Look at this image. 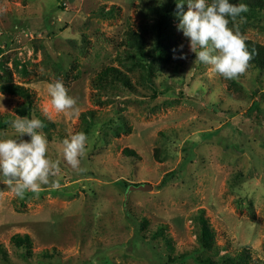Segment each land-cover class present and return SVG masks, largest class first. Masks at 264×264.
<instances>
[{
  "label": "rangeland",
  "instance_id": "374dc122",
  "mask_svg": "<svg viewBox=\"0 0 264 264\" xmlns=\"http://www.w3.org/2000/svg\"><path fill=\"white\" fill-rule=\"evenodd\" d=\"M141 6V0H0V85L32 93L31 118L45 125L48 157L61 161L51 178L60 187L50 182L24 199L0 176V246L9 263L43 264L46 253L54 264H159L150 236L164 227L171 251L161 240L153 244L163 261L166 253L191 251L193 216L203 210L219 255L248 251L250 264H264V112L249 111L255 101L264 107V70L249 67L229 80L195 61L177 14L168 24L169 58L160 62L157 52L152 58L156 19ZM237 24L247 40L264 46V17ZM129 32L143 38L146 56L129 46ZM181 52L186 59L173 58ZM109 67L132 88L98 84ZM55 80L77 99L78 115L52 107L47 86ZM23 103L0 91V119L14 120ZM81 131L88 137L83 171L66 163L62 145ZM15 135L11 124L0 129V140ZM123 182L152 190L125 200ZM140 223L144 243L133 245ZM15 234L31 239L28 261L10 243Z\"/></svg>",
  "mask_w": 264,
  "mask_h": 264
},
{
  "label": "clouds",
  "instance_id": "9594fccd",
  "mask_svg": "<svg viewBox=\"0 0 264 264\" xmlns=\"http://www.w3.org/2000/svg\"><path fill=\"white\" fill-rule=\"evenodd\" d=\"M187 11L183 10L185 0L176 2V14L180 17L178 30L189 40L191 52L196 60L211 66L213 72L225 79H238L250 66L256 50H249L246 38L239 31V23H244L242 15L249 11L247 4H232L229 0H186ZM232 23V27H230ZM183 46H180L182 50ZM174 53L177 50H173ZM174 59H186V55ZM51 105L57 112L70 110L78 115L77 99L68 94L62 80H55L47 86ZM14 138L0 140V176L3 183L11 187L16 197L24 199L26 192L38 194L42 185L59 188L58 180H51L60 171L61 161L48 157L49 141L44 123L32 115L19 116L10 122ZM27 136L30 139L24 140ZM87 135L81 131L62 141L63 159L73 169H79L81 158L87 155Z\"/></svg>",
  "mask_w": 264,
  "mask_h": 264
},
{
  "label": "trees",
  "instance_id": "16d2710c",
  "mask_svg": "<svg viewBox=\"0 0 264 264\" xmlns=\"http://www.w3.org/2000/svg\"><path fill=\"white\" fill-rule=\"evenodd\" d=\"M176 2H178V0H141L142 9L156 19L157 31L151 57L154 58V56H156L155 52H157L156 58L160 62H165L167 58H169L170 48L174 45V34L168 30V24L176 17ZM208 2L211 3V0H208ZM229 2L232 4H247L249 11L242 14L245 18V22L242 23V26H244V24L247 22L259 21L262 17H264V0H229ZM112 12L113 11L111 10L110 13ZM237 19L239 20V17ZM231 24L232 23H230L229 26H231ZM125 39L129 46L140 54V57L146 56L144 40L140 35L134 32H129L126 34ZM246 44L249 50H256V55L254 56V59L250 61L249 67H253L257 70H264V46L247 39ZM144 70L146 72V67ZM147 73L148 76H151L152 69L149 68ZM96 80L98 84L108 82L110 84H120L124 88H129V90L132 88L128 77L117 68L109 67L102 70L97 76ZM0 91L23 98L24 103L15 109V113L21 117L29 116V118H31L33 95L27 88L13 83H5L0 85ZM253 110L264 112V107L260 109V103L255 101L249 111L252 112ZM9 120L10 119L7 117L0 119V129H3L9 125ZM83 121L86 122L85 119H83ZM124 152L130 156L134 155V153L126 149ZM174 174L175 171L168 173V176L162 179L158 187H161L162 184H165L166 179L172 177ZM122 185L123 188L127 190L131 184L126 185V183L123 182ZM132 185L137 186L140 184ZM128 218L133 223V225L136 226L135 220L129 215ZM193 223L196 228V247L191 251L181 252L174 256H170V253H166V261L162 260V251H156V245H153L156 241L161 240L164 245L169 248V251H171L169 244L170 242L168 238L163 235L164 227H158V229L150 236L147 246L152 252H154V254H158L160 259L159 264H185L188 260H193L197 264H250L251 256L248 251H241L235 255H230L227 253L224 255H219L220 248L215 243L214 232L209 224V221L204 217L203 210H199L197 213H195L193 216ZM143 228L144 225L140 223L139 229H136L137 231H135V236L132 241L133 245L136 244V241L144 243L143 237L139 235L140 230L142 231ZM10 243L17 251H19V256L24 261H28L33 257L31 253L32 242L29 235L15 234L11 237ZM39 257V260H45L39 261L43 264H54L53 262H55V256L52 257L46 253L41 254ZM0 259L6 264H11L9 263L7 253L2 246H0Z\"/></svg>",
  "mask_w": 264,
  "mask_h": 264
},
{
  "label": "water",
  "instance_id": "95a60500",
  "mask_svg": "<svg viewBox=\"0 0 264 264\" xmlns=\"http://www.w3.org/2000/svg\"><path fill=\"white\" fill-rule=\"evenodd\" d=\"M152 190V186L149 184H140V185H130L127 188V191L125 193V200H127L128 194L130 192H148Z\"/></svg>",
  "mask_w": 264,
  "mask_h": 264
}]
</instances>
